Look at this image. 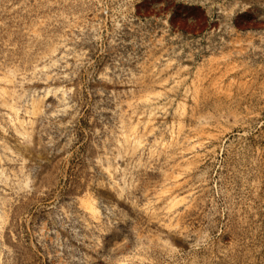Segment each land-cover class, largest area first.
Returning <instances> with one entry per match:
<instances>
[{
    "label": "rangeland",
    "instance_id": "obj_1",
    "mask_svg": "<svg viewBox=\"0 0 264 264\" xmlns=\"http://www.w3.org/2000/svg\"><path fill=\"white\" fill-rule=\"evenodd\" d=\"M0 264H264V0H0Z\"/></svg>",
    "mask_w": 264,
    "mask_h": 264
}]
</instances>
